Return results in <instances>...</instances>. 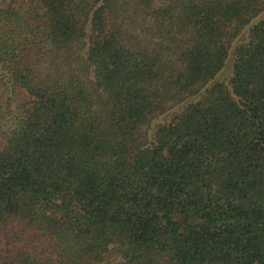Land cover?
<instances>
[{
  "label": "trees",
  "instance_id": "obj_1",
  "mask_svg": "<svg viewBox=\"0 0 264 264\" xmlns=\"http://www.w3.org/2000/svg\"><path fill=\"white\" fill-rule=\"evenodd\" d=\"M0 264H264V0H0Z\"/></svg>",
  "mask_w": 264,
  "mask_h": 264
}]
</instances>
